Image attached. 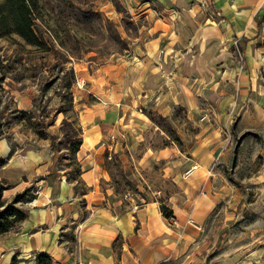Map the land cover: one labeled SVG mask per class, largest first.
<instances>
[{"label":"crops","instance_id":"crops-1","mask_svg":"<svg viewBox=\"0 0 264 264\" xmlns=\"http://www.w3.org/2000/svg\"><path fill=\"white\" fill-rule=\"evenodd\" d=\"M120 1L151 23L128 58L79 72L98 98H124L120 109L79 111L83 138L76 155L85 192L58 168L47 140L0 134V197L35 189L21 222L0 232V264H36L39 253L48 254L50 264H244L237 253L210 258L200 215L211 211L213 199L183 198L177 209L169 202L171 218L157 201L123 207L103 181L107 172L98 152L115 129L131 136L132 129L136 136L146 130L150 111L171 118L181 107L195 119L213 110L215 122L201 125L215 136L202 133L197 141L206 149L192 160L200 170L188 187L191 195L217 194L214 157L205 152L213 143L227 145L230 135L220 133L233 122L237 132H264V0ZM164 150L159 158L168 156ZM189 210L196 215L188 216Z\"/></svg>","mask_w":264,"mask_h":264},{"label":"rangeland","instance_id":"rangeland-1","mask_svg":"<svg viewBox=\"0 0 264 264\" xmlns=\"http://www.w3.org/2000/svg\"><path fill=\"white\" fill-rule=\"evenodd\" d=\"M25 1L37 44L13 31L8 6L0 0V134L47 140L58 168L77 190L85 192L77 151L69 149L63 136L81 131L83 138L81 109L91 105L120 109L124 98L116 93L105 97L107 101L98 98L90 90L87 74L79 72L128 58L151 20L120 0ZM148 116L151 123L146 130L136 136L132 129L131 136L123 128L115 129L98 152L107 172L108 180L103 181L120 204L157 201L160 208L170 209L169 202H174L177 209L183 198L213 199L211 211L200 215L206 224L201 228L210 258L237 253L244 264H264V132L253 128L237 132L231 129L234 122L230 131L224 129L220 134L230 135L228 146L216 148L213 143L204 154L214 157L211 168L218 174L212 185L217 194L211 189L205 195L200 190L191 195L188 181L194 172L184 177V171L206 149L197 142L202 133L215 136L213 130L203 129L204 122H215L214 111L190 119L178 107L171 118L152 111ZM162 149L165 158L157 155ZM34 191L30 186L19 192L17 200L16 194L10 199L0 197V225L11 228L21 222L23 205Z\"/></svg>","mask_w":264,"mask_h":264},{"label":"trees","instance_id":"trees-1","mask_svg":"<svg viewBox=\"0 0 264 264\" xmlns=\"http://www.w3.org/2000/svg\"><path fill=\"white\" fill-rule=\"evenodd\" d=\"M3 3L8 6V15L10 16L11 23L13 26V31L18 33L21 37L27 40L29 43L37 44L38 39L31 29V21H30V8L26 4L25 0H3ZM5 18V17H4ZM2 22V21H1ZM3 23V22H2ZM64 126V124H63ZM63 140L66 142L69 149L72 151H77L82 142L81 131L78 134H74L73 136H69L67 133L63 136ZM77 174L80 173V167L78 165ZM2 185H0V190ZM30 187L25 188L22 193L28 191ZM17 193L15 196V200L22 194ZM33 196H31L27 201H31ZM26 201V202H27ZM167 207L161 206V212L164 217L168 218L172 216V211L170 209H166ZM4 225H0V232L7 230ZM37 263L36 264H50V258L46 253H39L37 255Z\"/></svg>","mask_w":264,"mask_h":264},{"label":"built area","instance_id":"built-area-1","mask_svg":"<svg viewBox=\"0 0 264 264\" xmlns=\"http://www.w3.org/2000/svg\"><path fill=\"white\" fill-rule=\"evenodd\" d=\"M197 169V164H194L190 167H188L185 171H184V177H189L193 174L194 170ZM187 223L190 224V225H193L195 227H198L199 226L195 223V221L192 219V218H188L187 219Z\"/></svg>","mask_w":264,"mask_h":264}]
</instances>
